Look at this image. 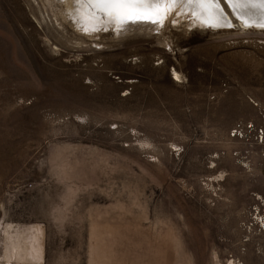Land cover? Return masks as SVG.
<instances>
[{
    "label": "rangeland",
    "instance_id": "obj_1",
    "mask_svg": "<svg viewBox=\"0 0 264 264\" xmlns=\"http://www.w3.org/2000/svg\"><path fill=\"white\" fill-rule=\"evenodd\" d=\"M63 2L0 0V264H264V29Z\"/></svg>",
    "mask_w": 264,
    "mask_h": 264
},
{
    "label": "bare ground",
    "instance_id": "obj_2",
    "mask_svg": "<svg viewBox=\"0 0 264 264\" xmlns=\"http://www.w3.org/2000/svg\"><path fill=\"white\" fill-rule=\"evenodd\" d=\"M217 2L220 4V7L223 11L222 20H217L215 16L212 17L199 16V18L194 17L192 15V9L188 7H185L183 9L174 8L172 11L176 10V12H178L179 15L181 16L184 14L186 15L189 14L190 16L193 17L194 25L213 32L227 28L229 29L228 26L229 23L231 24V27L234 26L240 31H248L249 29H258V30L264 29V18L258 15L254 16L251 14L252 12L251 9L255 10L253 6L252 7L250 6L248 8L242 7L243 0H240V3L237 4L235 9L229 6L227 0H217ZM63 3H65L68 13L74 18L75 21L77 20L78 23H81L87 29L95 27L91 25L89 23V19L85 15H83L84 13L83 0H64ZM77 8H79V12L77 11ZM138 19L140 18H132L131 23L126 22L125 24H123L124 25L123 27L128 30V29H134L135 28L134 26L144 24V23H138L137 22ZM141 19L144 20L145 18H141ZM111 21H115V20H111ZM212 25H216V26H212ZM34 235L31 238V241L28 243L23 242V240L21 239V235L19 233H17L15 237L10 238L9 240L7 239L8 243L6 245L5 258L11 259L15 257L19 262L22 263L25 261L26 262L40 261L42 255L41 244L38 242L39 240L37 239V237H34ZM231 264H233V262Z\"/></svg>",
    "mask_w": 264,
    "mask_h": 264
},
{
    "label": "snow or ice",
    "instance_id": "obj_3",
    "mask_svg": "<svg viewBox=\"0 0 264 264\" xmlns=\"http://www.w3.org/2000/svg\"><path fill=\"white\" fill-rule=\"evenodd\" d=\"M257 2L264 6V0H243L242 7L248 8ZM83 3L91 9L92 18H96V13H102L110 21L115 20L117 23L132 18H145L153 23H162L174 8L185 7L192 9V15L197 18L215 16L217 20L223 19V11L217 0H83ZM227 3L235 9L240 0H227ZM77 11L79 12V8ZM228 26L231 27V24Z\"/></svg>",
    "mask_w": 264,
    "mask_h": 264
},
{
    "label": "water",
    "instance_id": "obj_4",
    "mask_svg": "<svg viewBox=\"0 0 264 264\" xmlns=\"http://www.w3.org/2000/svg\"><path fill=\"white\" fill-rule=\"evenodd\" d=\"M253 7L255 8V10L251 9L252 10L251 14L254 16L258 15L264 18V6H262L259 2H257Z\"/></svg>",
    "mask_w": 264,
    "mask_h": 264
}]
</instances>
